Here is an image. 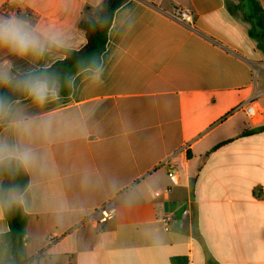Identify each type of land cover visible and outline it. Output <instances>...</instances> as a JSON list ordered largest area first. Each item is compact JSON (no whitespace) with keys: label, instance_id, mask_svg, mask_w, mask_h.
<instances>
[{"label":"crops","instance_id":"crops-1","mask_svg":"<svg viewBox=\"0 0 264 264\" xmlns=\"http://www.w3.org/2000/svg\"><path fill=\"white\" fill-rule=\"evenodd\" d=\"M104 1L0 0V17L63 41L38 62L0 49V68L29 73L81 49L79 24ZM176 7L193 22L173 18ZM250 28L226 0H125L102 83L85 69L69 95L43 107L14 101L50 128L31 141L43 169L24 172L19 189L26 264H264V40ZM252 100L250 117L238 107ZM0 139L16 141L6 125ZM109 204L114 218L99 222ZM8 231L0 207V234Z\"/></svg>","mask_w":264,"mask_h":264},{"label":"clouds","instance_id":"clouds-1","mask_svg":"<svg viewBox=\"0 0 264 264\" xmlns=\"http://www.w3.org/2000/svg\"><path fill=\"white\" fill-rule=\"evenodd\" d=\"M63 46V41L55 34L41 32L15 15L0 17V49L21 59L38 62L52 50ZM100 81L99 69L94 77ZM66 82L71 84V79ZM0 88H10L34 105H44L59 99L61 82L57 73L47 70L29 72L22 78L14 76L8 66L0 68ZM0 125H6L16 137L14 143L0 139V170L10 173L30 172L43 169V161L31 146L35 137L47 138L50 132L45 122L35 123L23 109L7 96L0 95ZM24 193L17 188L0 189V207L23 204Z\"/></svg>","mask_w":264,"mask_h":264},{"label":"trees","instance_id":"trees-1","mask_svg":"<svg viewBox=\"0 0 264 264\" xmlns=\"http://www.w3.org/2000/svg\"><path fill=\"white\" fill-rule=\"evenodd\" d=\"M238 3L230 4L226 0V9L229 14L236 17L237 10H244L246 15L244 21L251 25L248 31L250 38L258 42L264 40V12L256 0H237ZM125 2V0H105L102 9L96 19L82 21L79 26L85 32L87 43L79 50L73 51L68 57L57 61L47 68H40L31 72L47 70L57 73L60 77L61 90L60 95L67 96L71 93V84L66 82L80 71L85 69L96 70L101 66L102 55L106 50L108 42V33L112 25V20L116 10ZM25 74L15 73L14 76L22 78ZM0 95L7 96L10 100L17 101L25 97L15 93L10 88H0ZM264 131V127L256 132ZM224 143L217 145L212 151L222 147ZM0 189L9 188L22 189L26 185V175L24 171L10 173L7 170H0ZM4 216L9 225V231L0 234V264H26L24 245H25V226L27 217L21 211L18 204L12 207L2 206ZM177 260L176 262H179Z\"/></svg>","mask_w":264,"mask_h":264},{"label":"built area","instance_id":"built-area-1","mask_svg":"<svg viewBox=\"0 0 264 264\" xmlns=\"http://www.w3.org/2000/svg\"><path fill=\"white\" fill-rule=\"evenodd\" d=\"M172 17L181 22H188V23L193 22L192 14L186 8H183V7H176L173 10ZM258 107H259V104L257 103V101L252 100L249 102L242 103L238 107V109L242 110L247 116L253 117V116H256ZM169 177L173 183L175 184L178 183L179 178H178L177 170L173 169L170 172ZM97 214L99 216L98 217L99 222L103 223V222H106L114 218L116 214V209L111 204H109L99 209Z\"/></svg>","mask_w":264,"mask_h":264},{"label":"rangeland","instance_id":"rangeland-1","mask_svg":"<svg viewBox=\"0 0 264 264\" xmlns=\"http://www.w3.org/2000/svg\"><path fill=\"white\" fill-rule=\"evenodd\" d=\"M228 2H229L230 4H232V3H233V4L238 3L237 0H228ZM243 9H244V10H237L236 17H237L238 20L244 22V17H245V15H246V12H245V8H243Z\"/></svg>","mask_w":264,"mask_h":264}]
</instances>
